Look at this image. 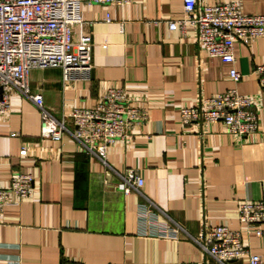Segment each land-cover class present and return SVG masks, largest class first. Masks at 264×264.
Returning a JSON list of instances; mask_svg holds the SVG:
<instances>
[{"label": "crops", "instance_id": "0c3cea01", "mask_svg": "<svg viewBox=\"0 0 264 264\" xmlns=\"http://www.w3.org/2000/svg\"><path fill=\"white\" fill-rule=\"evenodd\" d=\"M240 1L244 12L264 14V0ZM81 14L92 37L91 71L65 80L60 68L33 69L32 89L61 117L124 86L149 118L108 147L111 169L69 136L42 137L39 109L13 92L11 111L0 114V184L17 171L34 182L32 195L13 194L0 216V264H222L192 237L219 223L240 228L239 203L264 189V89L254 71L264 63V40L235 43L242 79L234 81L231 65L201 48L192 25L169 27L165 18L185 15L183 0L85 3ZM234 88L256 100L253 135L230 133L222 120H181L182 106ZM128 169L144 178L142 193L118 187L117 173ZM248 242L264 264V238Z\"/></svg>", "mask_w": 264, "mask_h": 264}, {"label": "built area", "instance_id": "2783aa9c", "mask_svg": "<svg viewBox=\"0 0 264 264\" xmlns=\"http://www.w3.org/2000/svg\"><path fill=\"white\" fill-rule=\"evenodd\" d=\"M134 1L0 0V114L11 111L12 94L18 92L39 109L42 137L62 140L69 136L80 151L98 157L107 168L113 169L107 161L108 147L125 138L135 123L146 121L148 109L136 105L126 87L119 86L108 87L95 105L75 106L58 117L46 105L42 91L32 89L29 74L37 68H60L64 79L69 80L90 72L92 37L83 31L82 5H126ZM183 3V17L165 18L169 27L185 31L192 25L201 48L209 56L230 64V78L240 81L242 74L235 66V43L264 40V14L244 12L240 0H183ZM77 27L79 35L75 37ZM254 71L264 89V63L256 65ZM180 112L184 123L222 120L230 133L243 137L259 130L255 98L235 88L203 98L196 105L182 106ZM20 152L27 153V148L23 146ZM117 174L121 178L120 189L142 193L145 180L135 169ZM33 182L31 173L17 171L12 173L8 185L0 184V216L5 207L14 202L13 194L19 200L32 195ZM238 207L240 228L232 229L219 223L192 238L222 264L235 259L260 264L261 256L251 250L248 241L251 235L264 238V189L258 199L243 200ZM176 231L177 228L172 230L174 236Z\"/></svg>", "mask_w": 264, "mask_h": 264}]
</instances>
